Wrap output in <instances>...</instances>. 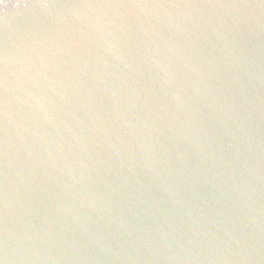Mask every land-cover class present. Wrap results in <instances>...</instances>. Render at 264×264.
<instances>
[{
	"label": "water",
	"instance_id": "1",
	"mask_svg": "<svg viewBox=\"0 0 264 264\" xmlns=\"http://www.w3.org/2000/svg\"><path fill=\"white\" fill-rule=\"evenodd\" d=\"M0 264H264V0H0Z\"/></svg>",
	"mask_w": 264,
	"mask_h": 264
}]
</instances>
